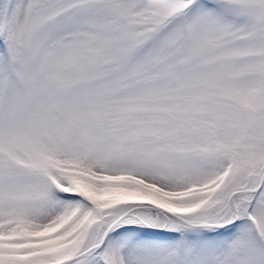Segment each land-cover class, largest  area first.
<instances>
[{"label": "snow or ice", "instance_id": "1", "mask_svg": "<svg viewBox=\"0 0 264 264\" xmlns=\"http://www.w3.org/2000/svg\"><path fill=\"white\" fill-rule=\"evenodd\" d=\"M0 264H264V0H0Z\"/></svg>", "mask_w": 264, "mask_h": 264}]
</instances>
